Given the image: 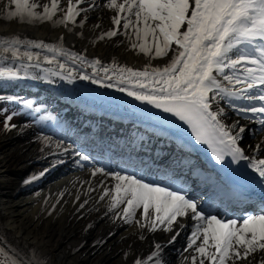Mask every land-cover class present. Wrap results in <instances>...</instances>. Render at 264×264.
<instances>
[{
  "label": "snow or ice",
  "instance_id": "6c2138e0",
  "mask_svg": "<svg viewBox=\"0 0 264 264\" xmlns=\"http://www.w3.org/2000/svg\"><path fill=\"white\" fill-rule=\"evenodd\" d=\"M83 2L68 0L66 14L59 23H75V18L80 15L77 8ZM11 6H14V10H11ZM6 7L9 8L7 19L18 18L22 23L52 21L60 10L59 0H50L49 4H40L38 0H9ZM108 7L116 10L113 24L117 30L105 33L107 37L118 34L123 20L124 30L130 26L133 28L136 37L131 45L133 50L138 49L140 53L151 56L154 49L153 58L168 56L169 52L173 55L163 68L138 71L115 67V76L108 75L110 69L104 68V78L115 79L121 85L130 84L131 87H117L116 90L182 121L192 129L199 143L206 144L212 150L218 162L223 163L226 156L231 157L233 163L248 161L247 166L264 184V159H251L245 154L238 146V135L233 134L236 126H227L223 122L224 109L218 104L214 107L218 100L226 99L230 104L234 100L248 101L249 105L241 104L235 111L245 116H264V43H256L264 42V0H123L119 4L117 0H109ZM38 8L42 12L36 11ZM125 12L128 16L121 15ZM100 39H104V36ZM22 44L24 41L17 37L0 40V48L5 53L10 52L12 59L39 60L38 56L33 57L27 51L21 54L19 46ZM27 46L46 48L52 52V58L44 57L47 64H52L57 55H71L64 53L62 48L42 43L29 42ZM233 49H236L235 58L229 56ZM72 59L80 58L74 56ZM99 64L97 60L90 66ZM58 67L61 71L51 74L59 75L62 80L67 78L68 83H72L71 72L67 77L63 74L65 65L59 64ZM225 69L232 70L233 74L229 75ZM216 74L227 84L222 83ZM95 76L94 72L92 76L80 75L78 78L102 87L114 86L103 83ZM20 78L18 72L0 67V80ZM237 85L241 87L237 88ZM253 102H258V105ZM11 120V115L4 120L6 131L14 127L9 124ZM260 123L264 125V119ZM244 131V128L237 129L238 133ZM258 148H264V144L258 145ZM75 155H79L81 160L89 159L80 153ZM59 163H63V160L57 159L53 166ZM46 172L47 169L41 171L25 183L39 179ZM98 173L111 175L117 181L114 191L104 188L99 200L110 197V212L124 205L116 214L117 218L122 216L124 223H132L139 209H142L141 218L135 222L151 232L157 230V224L163 225L165 232L173 231V225L183 227L178 218L189 217L195 221V229L185 249L195 253L190 257L191 264H264V215H249L240 222L235 219L223 220L216 215L204 214L198 204L181 191L145 182L133 175L109 173L100 167L94 168L91 174L95 177ZM86 203L80 207L83 208ZM176 235H179L178 231ZM155 248L149 261L158 256L161 245L156 244ZM0 264L24 262L0 246ZM135 264L143 262L136 260ZM155 264H159V261Z\"/></svg>",
  "mask_w": 264,
  "mask_h": 264
},
{
  "label": "bare ground",
  "instance_id": "6f19581e",
  "mask_svg": "<svg viewBox=\"0 0 264 264\" xmlns=\"http://www.w3.org/2000/svg\"><path fill=\"white\" fill-rule=\"evenodd\" d=\"M96 1L98 0H95V3ZM106 1L108 6L109 0ZM122 2L123 0H117L118 4ZM8 3L9 0L0 3V40L17 37L24 41V44L19 46L21 54L27 51L38 57L53 53L46 48L27 46L29 42L62 48L64 53L71 55H62L61 64L77 75H83L77 69L78 66L80 68L85 64L90 66L99 60V68L91 66L89 69L93 70L84 75L92 76L95 72L97 79H101L105 84H113L114 87L128 86L118 84L115 79H105L103 67L110 69L108 75L113 76L115 67L138 71L145 68H163L173 55L169 52L168 56L153 59L140 53L138 49L133 50L131 45L136 37L132 26L128 30L123 29V20L118 34L115 37H107L105 33L117 30V26L113 24V18L117 13L110 7L108 11L102 10L99 6L100 1L96 7L92 5L85 13V18L89 22H83L82 17L80 21L76 20L75 23L69 21L66 24L59 23L63 16L59 17L58 13L52 21L22 23L18 18L9 20L7 19L9 8L6 7ZM38 3L49 4L50 0H38ZM11 10H14V6H11ZM36 11L42 12V9L38 8ZM121 15L128 16V13ZM132 19L134 20V17ZM101 36H104V39H100ZM74 56L80 59H72ZM10 60L11 53H5L0 48V67L14 71L15 67L9 64ZM66 63L78 66L70 68ZM225 72L231 75L232 70L225 69ZM216 75L222 83L227 84L219 74ZM19 76L26 80L29 75ZM11 80L19 82L16 79ZM11 80H0V87L12 85ZM53 91L60 95L59 92ZM67 99L71 102L78 101L74 96ZM238 102L237 106H240L241 103ZM216 104L225 111L223 122L230 128L236 126L233 128V134L238 135V146L245 154L251 159L264 158V148H258V145L264 144V125H259L258 119L253 120L235 111L236 105L228 104L226 99L216 101L214 107ZM242 104L249 105V102L242 101ZM148 125L167 129L153 123ZM238 128H244L245 131L238 133ZM65 149L68 151L65 152ZM72 151L69 145L34 142L32 134L18 125L0 135V246L10 255L18 257L24 264H108L107 261L112 257L116 259V264H135L136 260H141L143 264H155L160 259H169L170 264H191L190 257L195 253L185 249L195 229V221L189 217L178 218L183 227L173 225V231L165 232L164 226L157 224V230L151 232L135 222L141 218L142 209H139L132 223H124L122 216L117 218L116 215L124 205L115 212H110L108 211L110 197H106L104 201L99 200L104 188L114 191L117 181L111 175L104 176L98 173L93 177L91 173L94 167L89 163L87 166H79L75 156L70 155ZM57 159L63 160V163L53 166ZM32 163L38 166H31ZM65 165L70 168L28 192L22 190L30 184L25 181L32 176H38L45 169L50 171L56 166L61 168ZM90 188L94 190L89 191ZM213 189L214 187L211 191ZM85 201L87 203L81 208L80 205ZM120 228L122 230H119ZM78 230L80 233L76 237L75 233ZM177 231L179 235H176ZM124 235L127 236L126 240ZM156 244L161 245L158 256L149 261V256L156 251ZM197 258L199 259L198 254ZM161 260L159 264H163Z\"/></svg>",
  "mask_w": 264,
  "mask_h": 264
},
{
  "label": "rangeland",
  "instance_id": "374dc122",
  "mask_svg": "<svg viewBox=\"0 0 264 264\" xmlns=\"http://www.w3.org/2000/svg\"><path fill=\"white\" fill-rule=\"evenodd\" d=\"M2 1H4V0H0V3ZM99 1H100V5L99 6H101L100 8L102 10L105 9L104 11H108L107 9H109V7L107 6V1L106 0H98V1H96V3H95V0H92V1L91 0H85L82 4H80L78 6L77 10L80 11L81 15L76 17L75 20L80 21V18L82 19V17H83V22H85V23L89 22V21H87L88 19L85 18V13L91 8L92 5H94L96 7V5L99 4ZM119 1H122V0H119ZM73 3H75V0H73ZM81 5H82V7H81ZM59 7H60V10L57 13H58L59 17H62V16H64L66 14V10H67V7H68V0H59ZM229 56L231 58H235V55L230 54ZM147 57H149V58H153L154 57V49H153L152 55L151 56H147ZM153 59H157V58H153ZM3 114L0 113V135H2L3 133L6 132V130L4 128V120H1V117H2ZM18 116H22V115H18ZM9 124L10 125H20V123H18V124L16 123V119H12L11 121H9ZM33 140H34V142H37L39 144H43L44 142L48 141V140H44V139L38 138V137H34ZM119 230H122V229L120 228ZM79 233H80L79 230H78V232L75 233L76 237L79 235ZM124 238L126 240L127 236L125 237V235H124ZM107 262H108V264H116V259L114 257H112ZM206 264H207V262H206Z\"/></svg>",
  "mask_w": 264,
  "mask_h": 264
},
{
  "label": "water",
  "instance_id": "95a60500",
  "mask_svg": "<svg viewBox=\"0 0 264 264\" xmlns=\"http://www.w3.org/2000/svg\"><path fill=\"white\" fill-rule=\"evenodd\" d=\"M57 47V46H55ZM54 55H51V56H47L49 58H52ZM33 57H37V56H33ZM44 57L45 56H40L39 57V60H36V59H33L32 61L34 62H37V63H40L42 65H55V66H58L59 64H61V59L59 58L60 56L57 55L55 56V59H54V62L52 64H47L44 62ZM17 70L21 73H23L24 71H26L25 69H22V68H17ZM27 90H30L33 94L35 95H38L40 92L37 90L38 87L35 85V84H32V85H29L28 88H25ZM3 92H7L6 90H3Z\"/></svg>",
  "mask_w": 264,
  "mask_h": 264
}]
</instances>
